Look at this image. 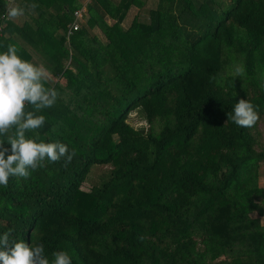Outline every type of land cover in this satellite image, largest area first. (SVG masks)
I'll use <instances>...</instances> for the list:
<instances>
[{"label": "trees", "instance_id": "1", "mask_svg": "<svg viewBox=\"0 0 264 264\" xmlns=\"http://www.w3.org/2000/svg\"><path fill=\"white\" fill-rule=\"evenodd\" d=\"M76 1L13 0L17 26L0 0V53L16 45L59 93L26 136L76 153L0 186V236L42 244L50 262L66 251L72 264H264V226L250 218L264 204L258 122L229 118L241 98L264 116V0H153L126 29L144 0H92L66 39ZM233 62L242 90L223 76ZM132 112L147 128L126 122ZM95 166L108 170L84 191Z\"/></svg>", "mask_w": 264, "mask_h": 264}, {"label": "clouds", "instance_id": "2", "mask_svg": "<svg viewBox=\"0 0 264 264\" xmlns=\"http://www.w3.org/2000/svg\"><path fill=\"white\" fill-rule=\"evenodd\" d=\"M26 7L33 13L38 5ZM7 15L13 19L24 16L25 8L10 7ZM244 74L243 65L235 68L237 77ZM49 76L45 66L22 59L14 44H9L7 51L0 53V186H7L10 177L28 179L32 171L44 166L45 160L59 162L63 158L67 165L76 155L64 143L37 142L26 136L46 122L44 115L36 113L53 107L59 98L55 88L46 87ZM29 106L35 111L27 110ZM229 118L237 126L247 128L260 119L256 107L244 98L239 99ZM10 236V231L0 236V264H72L66 251L54 252L50 262L42 244L15 242Z\"/></svg>", "mask_w": 264, "mask_h": 264}, {"label": "rangeland", "instance_id": "3", "mask_svg": "<svg viewBox=\"0 0 264 264\" xmlns=\"http://www.w3.org/2000/svg\"><path fill=\"white\" fill-rule=\"evenodd\" d=\"M87 2H89L90 0H86ZM143 1V0H142ZM155 8V2L153 0H144L143 2V7L138 9L136 7H130L124 17V19L120 22V25L123 29H126L129 25V23L131 22V20L135 17L137 18L138 21L140 22H147V11L150 9H154ZM86 14V12H85ZM11 20V19H10ZM108 25L112 24L113 21L111 19H105ZM13 23H17L19 24V22H17L16 19L11 20ZM83 24H85V19L83 18ZM92 35L95 36L96 40L101 43L104 44L106 41L104 39V36H102V34L100 33L99 30L97 29H93L92 30ZM35 60H37V57H35ZM41 63L37 62V65H40ZM238 66L237 62H233L230 63L228 66H226L225 71L223 76H235V68ZM262 76V75H261ZM255 78H259L260 80V76L255 75ZM237 87L239 90H242L244 87V77L240 76L237 77ZM51 78L49 76L48 79V83H51ZM59 83H63V80H58ZM57 81V82H58ZM126 122L131 125L133 128H138V127H144L147 128V125L140 119V117L135 113L132 112L127 116V120ZM153 130L155 132H157L159 130V126L155 123ZM256 131L259 133V146L263 148L264 150V116H261L258 124L256 126ZM258 150V149H257ZM108 170L107 166H95L92 168L91 173L89 174L88 178L86 179V181L84 182V184H82L81 189L84 191H88V188L90 187L92 182H95L96 179H98L101 176H105L106 172ZM263 169L260 170V173H258L259 177L257 178V185L260 187H264V173L262 172ZM90 181V182H89ZM260 205V203H259ZM258 205V206H259ZM261 211H259V215L258 214H251L250 218L251 219H257L259 224L261 226H264V204H262L261 206Z\"/></svg>", "mask_w": 264, "mask_h": 264}, {"label": "built area", "instance_id": "4", "mask_svg": "<svg viewBox=\"0 0 264 264\" xmlns=\"http://www.w3.org/2000/svg\"><path fill=\"white\" fill-rule=\"evenodd\" d=\"M7 2V7L10 8L11 5L13 4V0H6ZM85 15V10L80 8V9H76L72 12L71 15V22L67 25L66 27V33H65V37L66 39L76 30H78L79 28V23L83 22V17Z\"/></svg>", "mask_w": 264, "mask_h": 264}, {"label": "crops", "instance_id": "5", "mask_svg": "<svg viewBox=\"0 0 264 264\" xmlns=\"http://www.w3.org/2000/svg\"><path fill=\"white\" fill-rule=\"evenodd\" d=\"M91 1L92 0H90L89 2H87L86 0H77L76 2L79 5V8L84 9L85 12H86V5H88ZM8 18L11 19V20H13V18H10V17H8ZM15 19L17 20V22H19V24H17V23H13V24L14 25H17V26H21V24L23 23V20L24 19L23 18L22 19L21 18H15ZM258 187H260V186H258ZM260 188H264V187H260Z\"/></svg>", "mask_w": 264, "mask_h": 264}]
</instances>
